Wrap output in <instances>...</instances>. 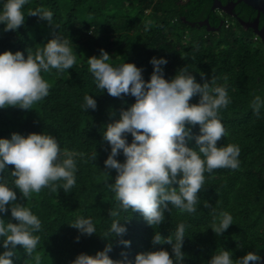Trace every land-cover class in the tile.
Here are the masks:
<instances>
[{
    "label": "trees",
    "instance_id": "trees-1",
    "mask_svg": "<svg viewBox=\"0 0 264 264\" xmlns=\"http://www.w3.org/2000/svg\"><path fill=\"white\" fill-rule=\"evenodd\" d=\"M212 1L29 0L23 9L22 26L16 31H5L0 25V52L19 50L27 57L58 36L73 42L77 56L72 69L41 73L51 87L49 95L32 110L13 106L0 109V137L10 138L13 132L24 136L46 132L57 138L62 149L82 154L77 157V182L71 192L45 187L21 199L22 194L15 189L18 202L40 218L42 228L36 233L41 240L35 252L29 256L18 245L17 255L11 258L14 264H69L79 253L94 255L106 243L113 245L109 254L112 259H121L122 251L134 259L137 253L153 250L154 233L174 240L176 227L182 222L186 225L184 264H208L212 255L223 248L232 251L234 258L257 251L264 259V110L258 118L251 108L255 96L264 97V43L238 19L212 11ZM40 7L53 11L52 25L27 14ZM238 12L242 20L256 16L243 3ZM223 16L229 17L237 28ZM260 18L263 22L262 15ZM205 19L212 30L199 25ZM250 34L257 36V44ZM101 49L109 53L114 65L130 62L142 68L145 80L153 71L150 58L164 57L168 61L163 66L166 79L186 66L198 83L207 81L210 87H226L231 103L220 110V118L228 134L218 141V146L235 143L241 148L238 169L219 168L205 173L195 213H183L169 204L165 222L152 228L139 212H121V223L126 225L127 232L111 240L100 235L114 219L109 212L119 207L109 188L117 173L104 167L110 146L102 134L104 125L118 119L120 110L134 103V97L116 98L97 89L88 58L99 56ZM85 95H93L95 110L86 112L81 108ZM198 100L199 96H194L190 103ZM191 131L198 134L199 126ZM131 139L128 134V141ZM189 146L196 147L195 142L191 141ZM116 158L124 160L122 154ZM7 167L3 173L5 182L15 188L11 174L14 165ZM206 201L209 207L204 206ZM213 209L217 213L227 211L234 218V224L222 236H216L211 229ZM81 215L93 219L97 234L81 235L69 225ZM2 216L12 220L10 212ZM121 238L130 240V247L119 244ZM157 247L171 254L169 245Z\"/></svg>",
    "mask_w": 264,
    "mask_h": 264
},
{
    "label": "clouds",
    "instance_id": "clouds-1",
    "mask_svg": "<svg viewBox=\"0 0 264 264\" xmlns=\"http://www.w3.org/2000/svg\"><path fill=\"white\" fill-rule=\"evenodd\" d=\"M28 3L29 0H0V25L5 31H16L24 24L23 9ZM27 14L52 25L54 13L48 8H35ZM72 44V41L53 36L35 54H27V57L19 50L0 52V109L13 106L32 110L37 102L46 98L51 85L41 73L72 69L77 62ZM111 58L103 49L99 56L88 58L89 71L97 89L100 92L106 90L116 98L130 95L134 97V103L122 108L118 119L104 125L102 134L110 146L104 167L117 173L109 188L119 202V207L109 212L114 218L109 228L100 235L106 240L126 234L121 212H139L152 228L165 222L169 204L183 213H195L198 193L205 184V173L219 168L236 170L241 163L238 144L218 146V141L228 134L220 118V110L231 103L226 87H210L207 81L198 83L186 66L166 79L163 66L168 61L164 57L150 58L153 71L147 80L142 68L134 63L114 65ZM194 96H199L198 102L190 103ZM83 99L81 108L84 111L96 109L93 95H85ZM251 108L259 118L264 110V97L255 96ZM197 125L199 132L194 134L191 129ZM191 141L196 147L189 146ZM121 154L123 162L116 158ZM80 155L62 149L57 138L46 132H33L27 136L13 132L10 138L0 137V248L3 249L0 264H14L11 258L17 255L18 245L31 256L41 240L36 233L40 232L42 221L24 203L18 202L15 189H19L21 199L39 193L45 187L71 192L77 182V157ZM92 159H96V152ZM8 165H14L11 174L15 178V188L9 187L3 176ZM105 174L108 176L107 172ZM204 206L210 205L206 201ZM6 212H10L12 220L3 218L2 214ZM233 219L229 212L217 213L213 209L212 231L216 236H222L234 224ZM69 225L81 235L97 234L91 217L81 215ZM185 232L186 225L182 222L176 227L174 240L160 232L154 233L153 250L137 253L134 259H129L124 251L121 259H112L109 254L113 245L106 243L94 255L79 253L69 264H184ZM79 238H75L77 242ZM118 243L125 248L131 245L130 240L123 238ZM165 244L171 247V254L167 249L157 247ZM39 259L37 256L36 260ZM208 264H264V259L257 251L234 258L232 251L223 248L212 255Z\"/></svg>",
    "mask_w": 264,
    "mask_h": 264
},
{
    "label": "flooded vegetation",
    "instance_id": "flooded-vegetation-1",
    "mask_svg": "<svg viewBox=\"0 0 264 264\" xmlns=\"http://www.w3.org/2000/svg\"><path fill=\"white\" fill-rule=\"evenodd\" d=\"M221 2V4L224 6V10L225 11H221V10H216L214 12H217L219 15L223 12H225L226 14H228L229 16H231L234 19H238L240 21V23L242 24L243 27L251 29V31L255 32L259 29H261L263 22L260 18V16L258 17V14L256 11V16L255 17H248V19L246 20H242L240 18H238V14H239V8L240 5L242 4L241 2H238V0H219ZM238 13V14H237ZM204 22V21H201ZM204 26V25H202ZM206 27V30L209 29L210 27L204 26Z\"/></svg>",
    "mask_w": 264,
    "mask_h": 264
},
{
    "label": "water",
    "instance_id": "water-1",
    "mask_svg": "<svg viewBox=\"0 0 264 264\" xmlns=\"http://www.w3.org/2000/svg\"><path fill=\"white\" fill-rule=\"evenodd\" d=\"M238 2H241L247 5L248 7H250L251 9H253L254 11H256L258 14V17L262 15L264 18V0H238ZM211 10L212 11H216V10L225 11L224 6L221 4L219 0L212 1ZM199 25L200 26L204 25V26L209 27L208 20L205 19L204 22H199ZM209 30H212V29L210 28L207 29V31ZM254 33L259 37L260 41L264 43V22H263L261 29L255 31Z\"/></svg>",
    "mask_w": 264,
    "mask_h": 264
},
{
    "label": "rangeland",
    "instance_id": "rangeland-1",
    "mask_svg": "<svg viewBox=\"0 0 264 264\" xmlns=\"http://www.w3.org/2000/svg\"><path fill=\"white\" fill-rule=\"evenodd\" d=\"M223 18H227L228 19V21H229V23H230V25L233 27V28H237V27H235V24L232 22V20L229 18V17H226V16H223ZM251 35V37L253 38V37H255V38H253V41H254V43L255 44H257L258 42H259V39L257 38V36L255 35V34H250Z\"/></svg>",
    "mask_w": 264,
    "mask_h": 264
}]
</instances>
